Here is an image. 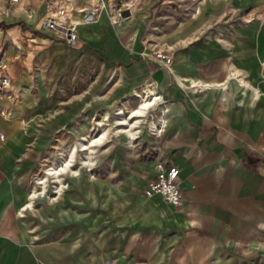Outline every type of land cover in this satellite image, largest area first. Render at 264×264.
<instances>
[{
    "label": "crops",
    "instance_id": "crops-1",
    "mask_svg": "<svg viewBox=\"0 0 264 264\" xmlns=\"http://www.w3.org/2000/svg\"><path fill=\"white\" fill-rule=\"evenodd\" d=\"M187 1L110 2L71 42L42 26L52 0H0V264H264V0ZM147 81L180 205L143 195L157 159L113 150L106 177L28 206L41 166Z\"/></svg>",
    "mask_w": 264,
    "mask_h": 264
},
{
    "label": "bare ground",
    "instance_id": "bare-ground-1",
    "mask_svg": "<svg viewBox=\"0 0 264 264\" xmlns=\"http://www.w3.org/2000/svg\"><path fill=\"white\" fill-rule=\"evenodd\" d=\"M134 3L136 4V0H134ZM104 9L105 8L102 10ZM52 11L49 13H52ZM74 12L77 14L76 19H78L80 17L79 14H81V8L78 7L74 10ZM123 17L125 18L127 16ZM78 24L80 23L77 21L76 26ZM131 98L136 101V105L132 109L128 108V117L125 115L122 105L123 103L118 104L114 108V113L121 115L116 121L118 126H114L116 133H123L128 139V144L134 143V140L138 137L137 133L139 132L136 128L144 121H147V127L151 130L152 134L162 131L164 120L161 115L157 121H148L145 117L148 110L151 108L158 107L165 110L163 96L151 81H147L139 88H135ZM108 110L104 108L99 112H96L95 117L93 118V123L100 127L103 124H107V121H109ZM107 136L108 128L101 127L93 134L90 132L80 135L73 142H71L67 148L60 149L57 152V155L52 158V160L35 176L33 182L31 183V191L29 193V199L27 200L28 206H31L32 202H35L39 197H46L50 199L58 197L64 188L70 184L68 180L64 179V175L74 179L78 178L80 176V166L84 165L89 167L93 162L89 151L93 148V146H96V144L102 143ZM78 151H85V155H79V157H77ZM76 160H78L79 167L74 166ZM145 186L142 189L143 195L147 198L154 196L155 193L151 195L145 194ZM48 188H50L51 192H53V195L48 194Z\"/></svg>",
    "mask_w": 264,
    "mask_h": 264
},
{
    "label": "rangeland",
    "instance_id": "rangeland-1",
    "mask_svg": "<svg viewBox=\"0 0 264 264\" xmlns=\"http://www.w3.org/2000/svg\"><path fill=\"white\" fill-rule=\"evenodd\" d=\"M122 2H123V0H122ZM129 2H131V0H129L128 3ZM141 3H142V0L138 3H136L133 6V8L134 9L138 8L141 5ZM185 12H187V11H185ZM257 15L259 16L258 20L261 21L262 24H264V4L260 8ZM249 16L250 15H247V17H249ZM132 94H133V92L131 93L130 98L132 97ZM128 99L129 98H125V100H128ZM135 103H136V101L132 99L131 104H128L129 105L128 106L126 103L118 101L114 104V106L112 108L111 107H102L96 111V112H99L101 109H104V108L107 110L109 109L108 110V112H109L108 120L109 121H107V124H103L101 126V127L108 128V136L102 143L96 144V146H93L92 149L95 148L94 150L91 149L89 151V154H90L93 162L89 167L84 166V165L80 166V176L78 178H76V180L80 179V181H82L84 179H88L89 181H93V180H96L95 177H106L108 175V173L111 171V163H110L111 159H110V157L112 155L113 150H114V154L119 158H121L123 151H124L125 156L131 155L132 157H134L136 159L147 160V159H151V158L158 159L161 157L160 151L163 150V145L161 144V142L159 140V136L162 132L151 134L150 133L151 130L148 129V127H147V121H144L139 127L136 128V130H138L139 132L137 133L138 137L134 140L133 144H128V139L126 136H124L123 133H116L115 127L118 126V123L116 121L119 119V117L121 115L114 113V108L118 104H122L125 115H126V117H128V115H127L128 111H129V109H132L135 107V105H136ZM158 110H159L158 107L157 108L154 107V108H151L150 110H148L146 117H145L146 120L157 121L156 119L159 115ZM96 112L94 113L93 118L95 117ZM93 118H92L93 126L86 133L91 132L93 134L94 132L98 131L101 128L100 126H97L93 123ZM69 145L70 144H67L64 147L67 148ZM61 149H63V148H61ZM77 154H78L77 157H79V155H85V151H78ZM47 164H48L47 162H46V164H43L41 166L39 172ZM74 166L79 167L78 166V160H76ZM70 178H72V177L64 175V179L70 181V184L64 188V190L58 195V197H55L53 199L46 198V197H39L36 201H47V202H49L50 208H53V206L56 207L58 201L61 200L62 198H64V200L66 202H68L70 196L71 197L74 196L71 193H73L74 191H77V186H78L72 180L73 178L72 179H70ZM48 189H49L48 194L53 195L52 194L53 192H51L50 188H48ZM74 215H75V217L83 216L82 214H74ZM81 222H82V220H80V219L77 220V224H79ZM73 225L77 226L75 222L73 223Z\"/></svg>",
    "mask_w": 264,
    "mask_h": 264
},
{
    "label": "built area",
    "instance_id": "built-area-1",
    "mask_svg": "<svg viewBox=\"0 0 264 264\" xmlns=\"http://www.w3.org/2000/svg\"><path fill=\"white\" fill-rule=\"evenodd\" d=\"M11 3L18 0H9ZM86 5L81 8V22H91L97 18L99 12L109 7L113 2L115 16H128L135 5L134 0H87ZM195 0H188L182 4L183 11H190ZM77 9L74 0H52L51 8L48 10L42 26L50 31L59 32L68 41L74 42L77 37L76 22L74 10ZM53 10V11H52ZM52 11V13H49ZM154 55L169 64L171 58L163 51L156 50ZM11 87V77L8 74H0V94ZM161 132V131H160ZM158 132V133H160ZM157 173L151 179L144 189L146 195L159 194L166 202L178 207L182 200V189L179 183V168L171 163H166L163 158L156 161Z\"/></svg>",
    "mask_w": 264,
    "mask_h": 264
}]
</instances>
